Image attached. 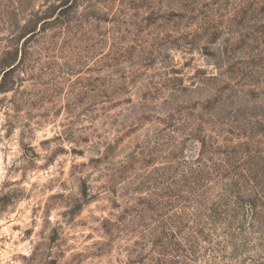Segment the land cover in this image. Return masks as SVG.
I'll return each instance as SVG.
<instances>
[{
    "label": "rangeland",
    "instance_id": "374dc122",
    "mask_svg": "<svg viewBox=\"0 0 264 264\" xmlns=\"http://www.w3.org/2000/svg\"><path fill=\"white\" fill-rule=\"evenodd\" d=\"M0 264H264V0H0Z\"/></svg>",
    "mask_w": 264,
    "mask_h": 264
}]
</instances>
